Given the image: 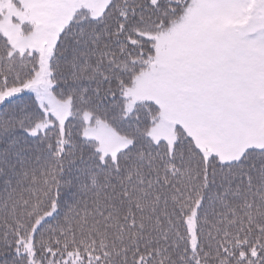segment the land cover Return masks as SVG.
Instances as JSON below:
<instances>
[{"label":"snow or ice","instance_id":"snow-or-ice-1","mask_svg":"<svg viewBox=\"0 0 264 264\" xmlns=\"http://www.w3.org/2000/svg\"><path fill=\"white\" fill-rule=\"evenodd\" d=\"M0 264H264V0H0Z\"/></svg>","mask_w":264,"mask_h":264}]
</instances>
